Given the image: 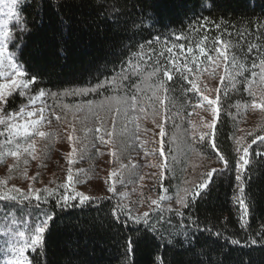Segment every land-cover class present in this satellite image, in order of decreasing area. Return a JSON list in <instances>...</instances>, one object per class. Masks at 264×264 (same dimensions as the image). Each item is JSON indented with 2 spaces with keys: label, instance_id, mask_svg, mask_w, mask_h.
I'll return each instance as SVG.
<instances>
[{
  "label": "trees",
  "instance_id": "16d2710c",
  "mask_svg": "<svg viewBox=\"0 0 264 264\" xmlns=\"http://www.w3.org/2000/svg\"><path fill=\"white\" fill-rule=\"evenodd\" d=\"M17 11L28 29L19 62L32 65L30 76H36V84L29 94L39 97L43 107L39 130L50 133L45 138L33 135L27 141H35L39 152L35 165L39 170L33 178L50 172L58 186L67 181L71 167L81 181L74 185L76 190L91 187L90 197L99 198L98 203L84 207L74 201L77 206L63 210L56 206L55 196L41 202L40 208L55 215L43 245L26 251L30 264H157V257L163 264H264V155H258L264 153V144H251L256 135L264 136V109L253 107L260 104L257 93L264 88L259 68L264 58V0H20ZM10 28L19 35L16 19ZM225 45L227 62L215 50H224ZM250 46H255L251 52ZM199 47L212 56L211 62ZM9 49L16 51L12 44ZM157 68L168 70L172 79L162 71L149 77ZM161 81L166 93L157 90ZM191 82L209 99L218 97L211 130L215 149L208 138L199 139L209 132L206 125L212 111ZM41 89L43 97L38 95ZM81 89L90 91L65 95ZM154 91L163 107L155 100ZM25 99L18 92L13 94L2 113L20 110ZM113 121L111 142H102L99 135L113 131ZM159 123H164L163 151L171 169L163 170L162 180V169L152 165L164 158L158 151L157 155H145V151L160 148ZM97 128L101 131L96 132ZM125 128L128 131L122 134ZM0 132H4L0 152H7L4 142L8 134L3 125ZM132 133L139 139L133 141ZM69 135L74 137L72 141ZM240 138L245 146L251 144L244 174L248 215L243 226L239 205L233 199L238 194L235 148ZM16 140L26 146L23 138ZM105 141H109L107 136ZM73 147L76 155L69 157ZM218 152L227 159L228 169L214 174L207 194L196 199L189 196L191 202L182 207L178 196L184 195V189L191 191L190 173L197 170L194 164L202 163L197 182L213 168L224 169ZM10 156L0 157V173L11 169ZM121 164L128 167L120 169ZM113 171L116 176H111ZM1 175L0 181H5ZM110 186L114 191H109ZM12 187L7 183L0 193L6 195ZM121 191L131 208L144 211L136 216L149 214L154 232L131 219L125 224L127 210L119 220L112 216V210L121 205ZM161 196L165 199L158 208L152 200L159 201ZM32 204L0 200V248L10 247L2 235L5 219L10 217V224L27 221L34 228L42 214L35 201ZM193 222L203 231H195ZM129 240L131 251L127 250ZM232 240L240 244L233 245ZM6 254L15 259L11 250ZM4 259L0 264H8Z\"/></svg>",
  "mask_w": 264,
  "mask_h": 264
},
{
  "label": "snow or ice",
  "instance_id": "6c2138e0",
  "mask_svg": "<svg viewBox=\"0 0 264 264\" xmlns=\"http://www.w3.org/2000/svg\"><path fill=\"white\" fill-rule=\"evenodd\" d=\"M20 3V0H0V10L6 9L5 12V19L3 21H0V110L4 109V106L8 103L9 98L13 96L15 93H19L21 96H28L29 103H33L35 101V97L30 95V89L31 86L36 84V76H30V71H32V65H25L24 63L19 62L20 56L19 53H22L23 47L26 46L23 41V35L28 31L26 24L24 23L23 18L20 16L19 12L17 11V7ZM16 19L17 21V27L19 31V35H17L16 31H13L9 27V21L11 19ZM207 22V21H205ZM214 43L217 44H224L223 41H214ZM9 44H12L13 47L16 49V51H10L9 50ZM255 46H250L248 51L251 52L252 48ZM181 49H183V46H180ZM226 48L227 45H225L224 50H222L220 47H217L216 53L218 56H223L225 61L227 62L228 57L226 55ZM169 53H172V49H167ZM193 51L192 48L188 49V52L191 53ZM199 52L205 56L210 62L212 61V56L207 53L204 47H199ZM195 59V57L193 58ZM236 58L233 57V63L235 65ZM131 63V61L129 62ZM138 67V66H134ZM174 67V64H173ZM184 67L187 69V64L185 63ZM240 68H243V64L239 65ZM257 65L254 63L253 68H256ZM260 68V81L261 83H264V58L260 60L259 63ZM191 71V69H188ZM123 71V69H122ZM164 77H166L168 80L172 79V76L169 74L168 70H161L157 68L153 72L149 73V77L155 76L157 72H161ZM227 74V67L225 69ZM257 73L255 71L252 72V76L255 77ZM126 78V77H125ZM224 79L223 77L221 78ZM105 83H112L110 81H105ZM97 87H102V85H97ZM191 87L196 92L200 93L202 101H206L208 106L211 108V111L213 113V117L216 116L217 108L215 107L218 103V97L217 99H209L207 95H204L202 92H200L199 87L195 82H191ZM95 89H91V91H94ZM157 90H162L163 92H167V89L164 87L163 81H161L157 85ZM90 91L89 89H81V90H73L71 93H65V95L72 94V95H83L85 92ZM218 91V90H217ZM40 97H43L45 95L44 91L41 89L38 93ZM55 95V94H53ZM153 96L155 97V100L158 101L161 104V107L164 106L163 100L160 96L156 94V92H153ZM135 97H133V100ZM117 104H120V101H116ZM259 106L260 108L264 109V95L260 96V104L256 105L254 104L253 107ZM28 105H22L20 107L19 112L12 114V115H3L0 114V125L4 126V131L8 134V139L4 142V146L8 149L7 152H0V157L3 155H11L13 157L19 158L22 153H28L29 155H32L36 149H35V141H32L31 143H28L27 141L31 140V137L33 135H38L40 138H45L50 135V133H47L45 131L39 130V125L41 124L44 117L41 115L39 119H27L23 123L17 122V118L23 119L24 117H32L35 115L34 112L31 111H25ZM42 111V110H41ZM156 115H159V110H156ZM58 120L60 119L59 116L56 117ZM168 117L165 116L164 119L166 120ZM135 119V117H133ZM216 121L213 119L211 123H208L206 125L207 129H209V132H205L201 134L199 137L200 140H204L205 138L209 139V142L211 144V147L213 149L216 148V144L214 142V133L211 132V130L214 128ZM138 127V126H137ZM157 127L159 128V137L161 138L160 148L157 150L156 148H153L151 152L145 151V155H158L161 158H164V162L160 164L152 165L153 167H159L162 169L160 173V179H163L164 172L163 170H171L168 167V163L166 161L165 152L163 151V138L166 135L164 123L157 124ZM115 130V121H113V131H105L103 135H99L98 139L102 142H111V138L114 135ZM88 131H92L89 129ZM96 132H100L101 129L97 128L95 130ZM128 130L125 128L122 130V134L126 133ZM4 132H0V135H3ZM251 135V134H249ZM105 136L109 138V141H105ZM21 137L24 139L26 146L24 143L17 142L16 138ZM195 138V136L193 137ZM74 137L72 135L68 136V140L72 141ZM131 139L133 141L138 140L139 137L136 136L135 133H132ZM175 137L172 138L174 140ZM172 140L169 141V143L172 142ZM257 141H260L262 144H264V136L256 135L255 139L251 141V144H255ZM153 143H157V141H153ZM251 144L245 146L243 143V138L236 139V148L235 152L237 154V159L235 160V180H236V189H238V194H235L233 196L234 201L239 205L240 209V222L241 225H244L245 218L248 215V205L245 202V184H244V174L247 170V167L250 163L249 160V149L251 147ZM11 145V147H8ZM141 147H143V142H141ZM77 152V149L73 147L72 152L69 153V157L75 156ZM169 154H172V149H168ZM113 156H116L117 153L115 151L112 152ZM219 161H221L224 165V169H217L213 168L210 171L202 174L201 179L199 182H196L193 184V187L191 191L188 189H184V195L178 196V202L182 205V207H187L188 204L191 202L188 197L190 196L192 199H196L198 197H201V194H207L209 190V186L213 182V176L214 174H220L222 171L227 170L229 165L228 161L225 158V156L222 153H217ZM258 155H264V153H258ZM35 158V156H33ZM175 156L173 155V160H175ZM69 165L73 163L72 159H69ZM128 166H125L123 164L120 165V169H126ZM132 168H135L136 165H132ZM117 172L113 171L111 173V176H116ZM120 175H123V172L120 173ZM26 176V173H25ZM34 179V178H33ZM141 180H143V177H140ZM81 182L79 180L78 176L74 177V172L71 167L68 169L67 174V181L64 184L58 185L57 189H49L45 187L44 189H30L28 192H25L21 189L16 188L13 186L12 188L7 190V194L0 193V200L10 203H16V202H28L29 206H33L32 202L35 201V207L40 208L41 202L47 203V200L49 197L55 196L56 198V206L59 207L61 210L67 207H73L77 206L74 205L72 202L78 201L79 207H84L86 205H89L93 202H99V198L90 197L85 195L83 192H79L75 188V184ZM6 185L5 181H0V188H3ZM64 189L63 193L59 192V189ZM109 191H114V187L110 186ZM71 193V194H69ZM165 199L164 196L160 197V200H152L153 205H157L159 208L160 201ZM125 207L122 205H117L112 210V216L115 217L117 220L120 219L121 214L125 213ZM41 216H38L36 218L37 223L34 225V228L29 225V222H13L10 224V217L8 219H5L3 223L5 224L6 230L2 231V235L6 237L4 240V243L6 245H9L13 249V253L15 255V259L12 261H9L8 264H30V261L27 260L25 253L27 250L31 249L32 251H36L37 248L41 247L44 243V234L48 230L49 222L53 220L55 213L52 212L51 214L49 211L44 210L43 208H40ZM179 215H183V213H178ZM7 216V214H5ZM149 214L144 213L143 218L140 216L133 217L130 212H127L125 220L123 221L125 224L127 223L128 219H131L133 223L135 224H145L148 228H150L153 232L155 231L154 228H152L150 220H149ZM193 226L195 227V231H203L199 228V226L193 222ZM218 235V234H217ZM251 244H255V240L249 241ZM231 244L233 245H239L240 241L238 240H232ZM131 245L132 241L129 240L127 250L131 251ZM3 252H0V255H3ZM157 264H163V261L160 260L159 257L156 258Z\"/></svg>",
  "mask_w": 264,
  "mask_h": 264
},
{
  "label": "rangeland",
  "instance_id": "374dc122",
  "mask_svg": "<svg viewBox=\"0 0 264 264\" xmlns=\"http://www.w3.org/2000/svg\"><path fill=\"white\" fill-rule=\"evenodd\" d=\"M5 12H6V9L0 10V21H3L6 18ZM13 20H14V18L9 21V27H10L11 23L13 22ZM9 46H10V44H9ZM216 65H218V63ZM257 94H258V97H257L258 102H260V96L264 94V88L259 89ZM33 97H35V96H33ZM25 98L26 99H25L24 105H28V107L26 108L25 111L34 112L35 115L30 117V118L24 117L23 119L18 117L17 122H19V123H23L27 119H39L41 115L43 116V112L41 111L43 107L41 106L40 98L35 97V101L33 103H29L27 95H25ZM17 112H19V110L12 112V113H9V114H3L2 110H0V114H3V115H12V114H15ZM208 114H209L208 116L210 117L209 123H211L213 121V113L211 112ZM204 118H205V116H203L201 118V120H204ZM38 127H40V125ZM17 138H19V137H17ZM35 149H36V151L32 155H29L28 153H22L19 158L10 156L9 163L12 166L11 169H9V170L5 169L4 170L5 172L3 171L0 173V174H2L1 176H3V178L6 177L5 181L8 183V185L16 186V188H19L21 190H26V191L29 190L27 188H28V186H31V185L33 186L31 189H39L42 187L54 189V188L58 187V186H55V184H54L55 182H53V178L55 179V177H53V175L50 172H47L43 176L39 175L38 178L35 177L33 179L34 174H36L37 170H39L35 166L38 163L39 152H38V149L36 147H35ZM33 156H35V158H33ZM201 164L202 163L197 162L196 164L193 165L197 168V170L194 171V173L192 171L190 173V174H192L191 178H190L191 182H189L190 186L198 181V179H199L198 174L200 173V171L202 169L201 166H199ZM0 171H2V169H0ZM25 173H26V176H25ZM40 176H41V178H40ZM90 188L91 187H83V188L79 187L77 189H79L80 192H83L85 195L90 196L92 194ZM128 197L130 198V194L128 195ZM119 199H120L121 205L126 206L125 210L130 212L131 215L136 216L137 214H141L144 212L142 209L131 208L130 205L128 204V198L123 191L119 192ZM8 249L11 250V253L13 252V249L10 247H8V248L5 247V249L0 248V252L4 253L2 255L3 258L0 259L1 262L5 261L4 256H5V258H7L8 261H12V259L9 257V254H6V251Z\"/></svg>",
  "mask_w": 264,
  "mask_h": 264
}]
</instances>
